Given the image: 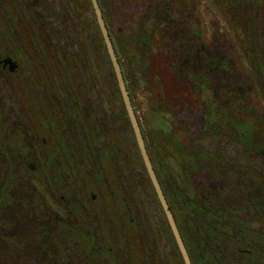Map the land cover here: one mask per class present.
Returning <instances> with one entry per match:
<instances>
[{"label": "flooded vegetation", "instance_id": "flooded-vegetation-1", "mask_svg": "<svg viewBox=\"0 0 264 264\" xmlns=\"http://www.w3.org/2000/svg\"><path fill=\"white\" fill-rule=\"evenodd\" d=\"M46 21H36L40 41H31L27 49L37 63L24 74L18 60L1 53L0 41V81L8 88L0 90L5 102L0 108V210L26 209L34 227L32 238L21 239L17 229L6 228L15 217L0 218V227L10 232L0 237V253L9 264H23L28 257L35 264H72L76 253L83 255V264H186L151 180L166 233H157L158 222L146 225L136 205L125 201L121 173L108 175L114 152L107 122L114 119L92 116L89 97L97 77H86L87 89L77 88L73 48L62 44ZM16 77L26 89H16ZM125 110L122 99L117 111L122 123ZM16 173H29L36 186L14 191ZM157 177L191 264H264V173H194L187 178L197 193L192 201L167 174L165 181ZM237 190L235 207L230 200ZM33 238L41 241L36 249Z\"/></svg>", "mask_w": 264, "mask_h": 264}, {"label": "rangeland", "instance_id": "rangeland-1", "mask_svg": "<svg viewBox=\"0 0 264 264\" xmlns=\"http://www.w3.org/2000/svg\"><path fill=\"white\" fill-rule=\"evenodd\" d=\"M22 1L23 6L19 9L20 0H0V41L4 42L1 53L18 60L22 67L20 73L24 74L29 65L37 63L33 59L31 61L27 49L31 41H40L36 21L42 19L47 23L48 19V23H52L55 37L73 48L77 88L87 89L86 77H97L96 83L92 79V85L87 81L89 86H93H90L92 92L89 97L93 106L92 116L104 119V122L111 116L114 119V124L109 123L113 122L110 119L107 122L110 128L108 138L114 152L112 162L107 163L108 175L113 177L114 171L121 173L125 201L136 205L137 213L146 225L148 221L152 225L158 222L157 233L160 230L166 233V217L148 177L130 120L127 117L128 121H125V112L123 123L121 116L117 117L118 108L122 106L121 94L115 89L118 82L107 51L100 42L99 30L95 35L94 14L89 0ZM102 1L105 9L108 8L110 0ZM166 1V7L170 8L162 12L145 0H131L124 7L132 13L130 17L136 14L144 19L143 28L150 32L152 42L148 66L151 67V78L158 80L146 87L142 76L137 73L136 80L129 81L128 86L136 116L149 145V155L152 161H156L157 155L158 165L166 171L157 174L164 181L167 174L169 181L175 182L179 190L186 188L192 201L197 200V193L187 178H195V172H190L191 157L186 147L184 149L192 137L198 140L190 152L196 146L201 147L264 173V150L261 156H256L255 152L250 154L249 147L243 142L233 140L236 131L229 127L227 113L220 112H244L241 116L248 117L246 144L264 147V0ZM116 10L125 20L130 15L129 12L124 13V17L119 7ZM21 15L28 25L21 23ZM6 23L7 27L13 25L11 32ZM128 27L136 28L132 22ZM125 35L123 39H126ZM124 43L123 40L122 47ZM14 80L18 85L16 89H26L17 77ZM96 84L97 89L94 88ZM7 89L5 82L0 81V90ZM158 89L162 96L158 97ZM94 90L99 93L95 95ZM237 103H245L246 106ZM4 105V98L0 96V108ZM87 107L89 110V103ZM16 176L18 182L14 191H28L37 184L29 173H16ZM7 179H10L9 175ZM237 193L239 190L231 195L230 200L235 207L239 204ZM251 199L259 201L256 197ZM29 214L26 209L16 206L0 210V218L4 221L15 217L13 224L6 228L17 229L15 235L21 239L34 229L27 221ZM6 233L0 227V237ZM40 242L34 239L33 249ZM1 246L0 243V250ZM76 250L79 252V247ZM32 258L28 257L23 264H35ZM70 260L72 264H83L84 257L76 253ZM9 262V257L4 258L0 253V264ZM45 262L48 264V260Z\"/></svg>", "mask_w": 264, "mask_h": 264}, {"label": "trees", "instance_id": "trees-1", "mask_svg": "<svg viewBox=\"0 0 264 264\" xmlns=\"http://www.w3.org/2000/svg\"><path fill=\"white\" fill-rule=\"evenodd\" d=\"M98 1L100 3L101 8H102L103 16H104V19L106 21L109 33L111 35V38H112V41H113V44L115 47V51H116L118 60L120 62V65H121V68L123 71V75H124V78L126 81L128 91H129L128 82L136 80V78H137L136 74L137 73L142 76L141 80H142V82L145 83L146 87H149L151 85V82L156 83L158 80L155 78H151L152 77L151 76V67L149 68V66H148L149 65V63H148L149 59L148 58L150 56H152L151 35H150V32L144 30V28H143V23H144L143 17L141 15L137 16L134 12L133 13L135 14V17L134 16L130 17V16H132L131 15L132 13L130 12L129 9L124 8V7H127V5H129L128 2H130L131 0H110L111 3L109 5V7L107 6L108 8H106V9L104 7L105 5L103 4V1L102 0H98ZM112 1H113V3H112ZM145 1L148 2L149 4H154L155 8L160 9L161 12L162 11H168L170 8L169 6L166 7L167 6L166 0H145ZM89 2L92 6L91 0H89ZM132 2H133V0H132ZM138 2H140V0H138ZM117 7H119V9H120V11L124 17H125L124 13H128V12L130 13V15H127L128 18L126 20L121 15H119L117 13V10H116ZM104 9L106 10V13L108 15V19L105 16ZM124 9H126V10H124ZM92 11L94 14V22H95V24H94L95 31L94 32H95V35L99 30L100 42L102 43V46L105 47V49H106L105 42H104V39L102 37L99 25L97 23V19H96V15L94 13L93 7H92ZM124 21L126 22L125 26H122ZM129 22H132V24H135L136 28L128 27ZM123 35H125L126 39L122 38ZM123 40L125 41V43H124V46L122 47ZM116 45L120 48L121 52H118V48ZM121 54H122V57H121ZM109 60H110V58H109ZM110 66L112 69L113 66H112L111 61H110ZM195 77L201 78V76H197V75H195ZM202 81L205 82L206 79L203 78ZM206 84H207V82L204 85H206ZM115 89H116V91L120 92L118 84H117V87ZM160 89H158L159 90L158 97L162 96ZM129 95L131 98L130 91H129ZM131 101H132V98H131ZM132 104H133V102H132ZM237 104L246 106L245 103H241V104L237 103ZM220 112H223L225 114L227 113L226 114L227 115L226 120L228 119L230 122L229 127L230 128L233 127L236 131L235 138H233V140L238 141L240 143L243 142L242 144H244L246 147H249L248 150L250 151V154L255 152L256 156L258 154L261 156V151L264 150L263 146H256L255 143L249 144L250 146H248L246 144V142H247L246 138L248 137L247 136V129L248 128L247 129L245 128L246 127L245 124H246V121H248L247 120L248 117L244 118L241 116V114H243L244 112L241 111L242 113L239 112L237 114H235L233 111H229V110L226 112H224V111H220ZM125 114H126L125 121L127 122L128 121V118H127L128 115H127L126 110H125ZM139 124H140V122H139ZM140 127H141V124H140ZM141 130H142V128H141ZM142 133H143V137H144V140L146 143L147 150L149 152V145H148V142L145 138L143 130H142ZM217 135H218V133H217ZM195 137H197V136H195ZM199 139H200V136H199ZM197 140L198 139L192 137L191 139L188 140V142L186 144L187 146L190 145V146H188L190 148H188L187 146H184V149L186 147V150L189 151L188 156L191 157V166H190V172L191 173H194V172L195 173H261V172H259V170H257V169L255 170V168L244 167V166L240 165L238 162H236V160H234V159H226L225 157L220 156V155L217 156L211 152H208V151L202 149L201 147L196 146L195 149L192 152H190V150L194 146V142H197ZM251 145H254L253 150L251 149L252 148ZM151 161H152V159H151ZM152 163H153V166H154L156 173H166L165 170H161V169H163V167L158 165L159 161L157 160V155H156V161L154 159V161H152ZM192 208H193V212L196 213L197 209H194V207H192Z\"/></svg>", "mask_w": 264, "mask_h": 264}, {"label": "water", "instance_id": "water-1", "mask_svg": "<svg viewBox=\"0 0 264 264\" xmlns=\"http://www.w3.org/2000/svg\"><path fill=\"white\" fill-rule=\"evenodd\" d=\"M91 3L93 6V9H94V13L96 15L97 23L99 25L102 37L104 39V42H105V45H106V48L108 51L110 61L112 63V66H113V69H114V72L116 75V79H117L118 86L120 89V93H121V96H122V99L124 102V106H125L126 112L128 114L131 126L133 128V132L135 135L137 146L139 148V151H140L141 157L143 159L145 168H146L147 173L149 175V178L152 182V185H153V187L157 193V196L160 200V203L163 207V210L165 212L167 220H168V222L172 228L173 234L176 238L179 249L181 250V252L183 254L184 260H185L186 264H191V261H190V258L188 256L186 247L183 243V240H182L181 235L179 233L178 227L176 225L173 213H172L171 208H170V206H169V204L165 198L164 192L162 190L161 184L158 180V177H157V174L155 172L153 163L151 161L149 152L147 150L146 143H145V140L143 137V133H142L138 118L136 116V113H135V110H134V107H133V104H132V101H131V98L129 95V91L127 89V85H126V81H125V78L123 75V71H122L120 62L118 60V57H117V54L115 51V47H114L111 35L109 33L106 21L104 19L100 3L98 0H91Z\"/></svg>", "mask_w": 264, "mask_h": 264}]
</instances>
